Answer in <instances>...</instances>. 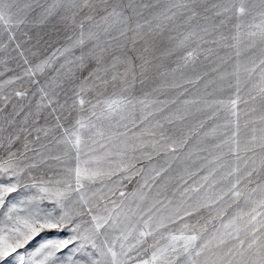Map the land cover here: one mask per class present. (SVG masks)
Wrapping results in <instances>:
<instances>
[{"label": "snow or ice", "instance_id": "obj_1", "mask_svg": "<svg viewBox=\"0 0 264 264\" xmlns=\"http://www.w3.org/2000/svg\"><path fill=\"white\" fill-rule=\"evenodd\" d=\"M0 264H264V0H0Z\"/></svg>", "mask_w": 264, "mask_h": 264}, {"label": "rangeland", "instance_id": "obj_2", "mask_svg": "<svg viewBox=\"0 0 264 264\" xmlns=\"http://www.w3.org/2000/svg\"><path fill=\"white\" fill-rule=\"evenodd\" d=\"M131 188H132V185H129V188H128V190L130 191V190H131Z\"/></svg>", "mask_w": 264, "mask_h": 264}]
</instances>
